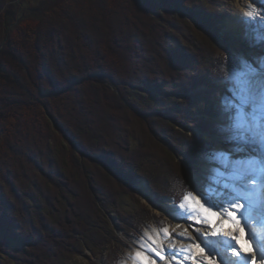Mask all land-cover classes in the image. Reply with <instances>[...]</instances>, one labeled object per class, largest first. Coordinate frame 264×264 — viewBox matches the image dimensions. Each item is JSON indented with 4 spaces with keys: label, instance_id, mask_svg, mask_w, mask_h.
Masks as SVG:
<instances>
[{
    "label": "trees",
    "instance_id": "16d2710c",
    "mask_svg": "<svg viewBox=\"0 0 264 264\" xmlns=\"http://www.w3.org/2000/svg\"><path fill=\"white\" fill-rule=\"evenodd\" d=\"M8 1L0 0V264H71L97 245L114 254L106 216L124 229L120 204L138 202L134 180L150 181L149 167L163 165L180 202L190 191L185 164L213 147L202 136L211 107L204 118L188 108L200 95L189 90L206 82L202 59L238 60L202 0H62L10 24ZM143 214L129 219L134 229L151 222Z\"/></svg>",
    "mask_w": 264,
    "mask_h": 264
},
{
    "label": "rangeland",
    "instance_id": "374dc122",
    "mask_svg": "<svg viewBox=\"0 0 264 264\" xmlns=\"http://www.w3.org/2000/svg\"><path fill=\"white\" fill-rule=\"evenodd\" d=\"M20 1L21 0H9L4 6L2 11H4L5 15L7 16L8 24H10L15 18L16 22L21 21L23 18L27 17L29 13L37 16L39 12L48 10L49 8L57 5L62 0ZM246 1L258 9L262 6L261 3L256 2V0H202L199 2L198 8L204 17L213 16L216 19L217 22L215 25H213V30L217 31V34L220 38H226V43L229 46V50L238 61L240 58H244L255 63L259 57L264 56L262 52L264 50H261L260 46H252L249 41L245 39L246 27L244 29L235 28L239 26L241 22L235 26L233 23L234 15L237 12L240 10H243L244 12L246 11ZM257 19L264 20L263 17H257ZM259 27H262V25L256 24V28ZM209 60L211 63H207ZM232 65L234 64H232L228 57H220L218 53L208 52L201 62L203 72L202 74H204L203 79H205L206 82L203 80L204 83L197 84L189 90V92L192 94H200L198 97H195V99L191 100V104L188 106V108L193 105H195L194 107L198 106L193 112V114H196L193 115L195 118H204V116H199L198 113L199 111H203L201 112V114H203L209 107H211L213 113L215 112L214 118L205 117V120H203L205 130L202 136L206 141L212 144L213 147L211 150L216 149L224 151L232 147V145L222 142V138L217 131V126L219 124L221 97L222 95L226 94L227 87L235 86L232 80H229L227 83H222V81L225 80L226 68L231 67ZM214 67H216V69ZM238 70L239 68L237 71ZM205 99H207L209 106L203 105ZM162 112H166V109L162 110ZM184 116L189 117L185 113ZM190 131L197 132L198 128L192 125L189 128V132ZM211 150L201 154L196 153L194 160H190V163L187 165L185 164V171L188 178L187 180L190 191L196 189L197 191L202 192L204 190L205 184L207 183L206 178L208 176V164L204 157L205 154ZM217 166L219 167V165ZM149 168V171L151 172L150 181L141 176L135 179L133 182L134 191L136 197L138 198V202H132L128 197H123L121 201L120 212L125 220L124 229H120L118 219L113 213L107 214L106 216L109 225L112 228V234L117 237V240H115L117 248L116 252L113 254V252L111 253L108 250L104 251V249L100 248V245H97V247L93 250L86 246L83 249V254L81 256L75 257L71 264H140L141 258H136L135 253L141 249H138L135 247V245L136 242L139 241L145 234L155 241V244L151 245L152 247H155L156 245H159L160 247H167L169 244H171L175 249H184L188 242V245L192 244V248H194L193 252L190 251L189 253L188 250L189 255L187 253V256L189 259L188 261L186 260V263L185 260L182 261L183 259H180V257H165V259L161 260L160 257L155 253L149 256L148 253L145 252L143 253V256L147 257L145 264H196L197 260H199L200 264H208L205 258H201L195 253L198 249L194 247L195 243H193L191 239L187 238L188 233H192L193 236H195V229H201L207 238L208 243L210 244L216 241L217 238L222 240H231V236L227 235V232L230 231L229 229L227 231L223 230L224 236L227 235L226 238L222 236L221 231H216L214 236L213 234L208 233V229L210 230V227L207 223L202 222L197 224L195 222L197 219L203 221L204 216L202 213H200L199 205H195L194 200L191 202H185V208L195 213L191 220L182 222L172 218L169 213L172 212L173 205L179 206V204L183 201V199L181 202L173 200L171 194L181 189L179 187L180 184H176V182H179L175 179L173 173L168 171L165 166L156 165ZM201 203H203L202 200ZM205 207H207V205H205ZM144 211H147L149 216H153L150 219L151 222L134 229L133 225L130 224L129 219L133 216H136L138 212L143 214ZM212 211L218 210L213 209ZM233 211H235V209H233ZM127 219L128 221H126ZM221 219L223 218L221 217ZM217 222L220 224V219H218ZM242 222L244 221L241 220L240 226L243 228L244 223ZM249 223L250 225L252 224V222ZM161 228L167 230V237H165L160 231ZM240 229L236 228L235 232H232V235L242 237V235H238V231H240ZM251 231L255 233L254 229L252 228ZM244 233L247 236V231ZM177 237L184 238L177 239ZM242 240H244L243 237ZM196 243H198V241ZM238 248L239 247L236 246V249ZM206 252L207 251L202 254L206 256ZM223 253L225 262L232 260V257H229V253ZM162 254L163 253H161V255ZM209 259H213L215 264H220L219 257H210Z\"/></svg>",
    "mask_w": 264,
    "mask_h": 264
},
{
    "label": "snow or ice",
    "instance_id": "6c2138e0",
    "mask_svg": "<svg viewBox=\"0 0 264 264\" xmlns=\"http://www.w3.org/2000/svg\"><path fill=\"white\" fill-rule=\"evenodd\" d=\"M256 2L259 3V0ZM243 17L247 25L245 39L254 47L264 48V20H257V17H264V5L259 9L249 7L243 13ZM256 24L262 27H254ZM229 80L234 81L235 86L227 87L226 94L221 97L217 131L222 142L232 147L224 151L213 149L205 154L208 176L204 190L187 191L179 206L173 205L172 212L169 213L178 221L191 220L195 213L185 208V202L194 200L204 216L203 221L199 219L195 221L197 224L203 222L212 226L220 219V224L213 232L214 236L216 231L231 228L227 232L231 240L217 238L211 244L208 243L201 229H195V236L188 233L187 238L195 243L200 253L207 250L205 259L208 264H215L213 259H209L210 257H219L220 264H225L223 252L229 250L232 260L228 264L248 262V256L241 257L236 250V245L240 243L242 237L232 235L236 228L230 226L229 219H221L225 214L235 222V226H239L241 220L244 221V227L240 231H247L246 242L250 243L254 251L258 247L260 249L258 258L264 260V231L261 232L260 239H256L249 226V222H252L251 227L264 225V56L259 57L255 63L240 58L236 65L226 68L225 80L222 83H227ZM160 231L165 237L168 236L166 229L161 228ZM182 238L184 237H177V239ZM232 241H235V244ZM153 244L155 241L151 237L146 234L142 236L135 245L141 249L136 251V257L147 260V257L143 256L146 252L149 256L155 253L161 260L165 257L187 258L185 249H175L171 244L167 247L159 245L152 247ZM188 248L191 249L192 244H189Z\"/></svg>",
    "mask_w": 264,
    "mask_h": 264
},
{
    "label": "bare ground",
    "instance_id": "6f19581e",
    "mask_svg": "<svg viewBox=\"0 0 264 264\" xmlns=\"http://www.w3.org/2000/svg\"><path fill=\"white\" fill-rule=\"evenodd\" d=\"M260 2L259 3H261V5H264V0H259ZM246 7H247V9H246V11L249 9V7H255L254 5H252L251 3H249V2H247L246 1ZM256 8V7H255ZM243 13H244V11L243 10H240L239 12H237L235 15H234V18H233V23H234V26L235 25H237V24H239L240 22H241V24L239 25V26H237V27H235V28H239V29H244L245 27H247L246 26V24H245V22H244V20H245V18L243 17ZM264 18V17H263ZM258 20V19H257ZM254 27H256V25L254 26ZM256 47H258V46H256ZM261 50H264L262 47L260 48ZM263 52V54H264V51H262ZM255 55V54H254ZM256 55H258V54H256ZM253 59H255V58H253ZM256 60V59H255ZM233 83H234V85H235V82L234 81H232ZM213 210V209H212ZM231 211H233V209H230ZM223 219H229V224L230 225H232V226H234L235 228H242L240 225L239 226H235V222L234 221H231V219L230 218H228L227 217V215L225 214L223 217H222ZM237 218L239 219V213L237 212ZM242 223H244V222H242ZM218 222L216 221V224L215 225H212V226H209L210 227V230L208 229V233H210V234H213V232L215 231V228L218 226ZM249 226H250V228H252V229H254L253 227H251V225H250V223H249ZM257 226H259V227H262L263 225H257ZM229 230H231V228H228ZM227 229V230H228ZM227 230H225V231H227ZM263 230V229H262ZM255 231V230H254ZM222 232V236H224V231L222 230L221 231ZM233 232H235V231H233ZM255 234V236H256V239H260V237L259 236H257V234L256 233H254ZM228 235V234H227ZM227 235L226 236H224L225 238L227 237ZM238 235H242V237H243V242H242V244L239 246V248H240V251H238L239 253H240V256L241 257H244L245 256V252H247L250 256H252V260L256 263V264H264V260H262V259H260V258H258V253H259V251H260V249H258V247L256 248V250L254 251V250H252V248L250 247V243H248V242H246L247 241V239H248V237L245 235V233L244 232H241V231H238ZM240 237V236H239ZM188 242H187V244H186V246H185V250H186V259H183L182 261H184L185 260V263H186V260L188 261V259H189V257L187 256V253H188V250H189V253H190V251H194V248H191V249H189L188 248ZM193 246V245H192ZM195 247V246H194ZM238 248V249H239ZM205 251H207V250H205ZM225 252H230V250L229 251H225ZM242 252H243V254H242ZM189 253H188V255H189ZM196 254H197V256H199V257H201V258H205V255H203L202 253H200L199 252V249L198 250H196V252H195ZM207 253V252H206ZM224 254V253H223ZM228 255V254H227ZM229 257H231V255H229ZM136 258H138V257H136ZM180 259H182L181 257H180ZM196 260H197V258H196ZM195 260V261H196ZM136 261V260H135ZM141 263L140 264H145L146 262H145V260H142V258H141ZM196 264H200V262H199V260H197L196 261ZM225 264H228V261H226L225 262ZM247 264H248V262H247Z\"/></svg>",
    "mask_w": 264,
    "mask_h": 264
}]
</instances>
